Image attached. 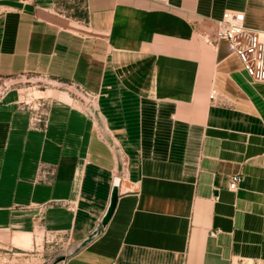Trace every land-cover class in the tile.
<instances>
[{
	"label": "crops",
	"instance_id": "crops-1",
	"mask_svg": "<svg viewBox=\"0 0 264 264\" xmlns=\"http://www.w3.org/2000/svg\"><path fill=\"white\" fill-rule=\"evenodd\" d=\"M228 11L264 31V0H0V77L95 96L46 127L0 105V244L34 224L80 244L119 178L63 264L264 263V83L203 40Z\"/></svg>",
	"mask_w": 264,
	"mask_h": 264
},
{
	"label": "rangeland",
	"instance_id": "rangeland-1",
	"mask_svg": "<svg viewBox=\"0 0 264 264\" xmlns=\"http://www.w3.org/2000/svg\"><path fill=\"white\" fill-rule=\"evenodd\" d=\"M65 103H69L78 113H94V107L89 108V105L87 110L76 89L68 84L37 76L0 77V105H11L27 111L32 118L42 114L48 120L47 111L53 105ZM38 226L34 224L29 228V234H16L13 246L0 244V264H50L57 256L69 252L71 245L62 232L47 230L41 224ZM237 264L264 263L243 261Z\"/></svg>",
	"mask_w": 264,
	"mask_h": 264
},
{
	"label": "built area",
	"instance_id": "built-area-1",
	"mask_svg": "<svg viewBox=\"0 0 264 264\" xmlns=\"http://www.w3.org/2000/svg\"><path fill=\"white\" fill-rule=\"evenodd\" d=\"M203 40L213 48H217L221 41L226 42L229 54L235 55L239 59L250 81L264 83V31L247 28L243 13L226 12L221 20L215 22L213 34L204 36ZM68 86L76 89L87 110L89 105V108L94 107L95 96L93 94L79 85L68 84ZM216 97V92L212 90L209 99L214 100ZM31 122L32 125L43 124L46 127L48 120L41 114L32 118ZM242 181L243 178L240 174L232 176L229 190L237 191Z\"/></svg>",
	"mask_w": 264,
	"mask_h": 264
},
{
	"label": "water",
	"instance_id": "water-1",
	"mask_svg": "<svg viewBox=\"0 0 264 264\" xmlns=\"http://www.w3.org/2000/svg\"><path fill=\"white\" fill-rule=\"evenodd\" d=\"M119 185H120V180L119 178H116L113 185L109 208L105 213L104 217L102 218L100 224L96 227V229L83 242L71 246L67 254L57 256L52 260L50 264H58L60 262H64L65 260H68L69 258L73 257L76 253H78L82 248H84L90 242L96 239L102 233V230L106 228L114 212L119 194Z\"/></svg>",
	"mask_w": 264,
	"mask_h": 264
}]
</instances>
